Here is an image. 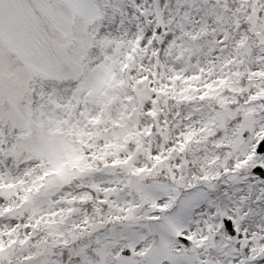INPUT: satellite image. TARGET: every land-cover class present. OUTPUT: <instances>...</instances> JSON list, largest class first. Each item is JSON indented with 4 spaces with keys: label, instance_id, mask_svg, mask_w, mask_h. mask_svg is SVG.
Segmentation results:
<instances>
[{
    "label": "snow or ice",
    "instance_id": "snow-or-ice-1",
    "mask_svg": "<svg viewBox=\"0 0 264 264\" xmlns=\"http://www.w3.org/2000/svg\"><path fill=\"white\" fill-rule=\"evenodd\" d=\"M0 264H264V0H0Z\"/></svg>",
    "mask_w": 264,
    "mask_h": 264
}]
</instances>
